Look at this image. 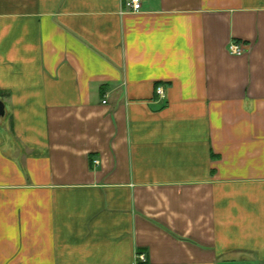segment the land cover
Returning a JSON list of instances; mask_svg holds the SVG:
<instances>
[{
    "label": "crops",
    "instance_id": "0c3cea01",
    "mask_svg": "<svg viewBox=\"0 0 264 264\" xmlns=\"http://www.w3.org/2000/svg\"><path fill=\"white\" fill-rule=\"evenodd\" d=\"M125 1L0 0V264H264V0Z\"/></svg>",
    "mask_w": 264,
    "mask_h": 264
},
{
    "label": "built area",
    "instance_id": "2783aa9c",
    "mask_svg": "<svg viewBox=\"0 0 264 264\" xmlns=\"http://www.w3.org/2000/svg\"><path fill=\"white\" fill-rule=\"evenodd\" d=\"M125 9L130 13H138L141 10V0H126L125 1ZM228 52L234 56H241L244 52L242 46L238 43H231L228 46ZM159 94H162V89H157ZM96 163V162H95ZM137 261L140 264H147L146 255L141 254L136 257Z\"/></svg>",
    "mask_w": 264,
    "mask_h": 264
},
{
    "label": "water",
    "instance_id": "95a60500",
    "mask_svg": "<svg viewBox=\"0 0 264 264\" xmlns=\"http://www.w3.org/2000/svg\"><path fill=\"white\" fill-rule=\"evenodd\" d=\"M5 116V105L4 103L0 100V119Z\"/></svg>",
    "mask_w": 264,
    "mask_h": 264
}]
</instances>
